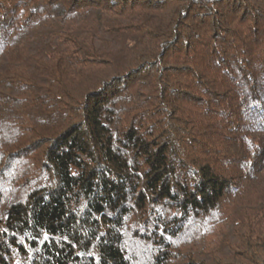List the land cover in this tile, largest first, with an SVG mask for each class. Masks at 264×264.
<instances>
[{"label":"trees","instance_id":"1","mask_svg":"<svg viewBox=\"0 0 264 264\" xmlns=\"http://www.w3.org/2000/svg\"><path fill=\"white\" fill-rule=\"evenodd\" d=\"M0 264H264V0H0Z\"/></svg>","mask_w":264,"mask_h":264}]
</instances>
